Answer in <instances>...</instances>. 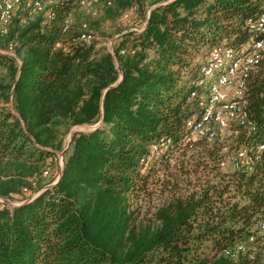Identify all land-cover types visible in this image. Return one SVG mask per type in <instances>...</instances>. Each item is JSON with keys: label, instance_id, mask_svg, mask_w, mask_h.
Listing matches in <instances>:
<instances>
[{"label": "trees", "instance_id": "trees-1", "mask_svg": "<svg viewBox=\"0 0 264 264\" xmlns=\"http://www.w3.org/2000/svg\"><path fill=\"white\" fill-rule=\"evenodd\" d=\"M149 1L143 30L121 34L113 51L95 40L80 42L85 31L76 23L64 31L71 1L54 5L51 20L39 14L24 23L21 13L10 35L0 36L18 43L21 60L0 54L7 68L0 196L33 189L31 179L50 159L49 177L57 179L56 159L64 151L56 185L19 206L0 202V264H233L225 250L251 236L261 261L264 152L248 173L221 169L217 142L179 145L183 161L169 194L145 212L133 201L149 192L152 169L140 165L149 146L164 136L176 144L184 137L201 59L214 46L248 50L264 37L248 25L264 13V0H114L106 9L138 4L146 18ZM248 99L256 131L238 139L258 146L264 144V58L249 80ZM74 128L85 129L64 149Z\"/></svg>", "mask_w": 264, "mask_h": 264}, {"label": "built area", "instance_id": "built-area-1", "mask_svg": "<svg viewBox=\"0 0 264 264\" xmlns=\"http://www.w3.org/2000/svg\"><path fill=\"white\" fill-rule=\"evenodd\" d=\"M62 1L77 4L86 15L92 18L99 17L104 8L111 7L114 2V0H0V36L7 38L10 35L14 20L21 13L24 23L28 18L39 14H43L46 20L53 19L55 17L53 7ZM125 17H128V13ZM147 17H149V12ZM71 23L72 19L67 18L64 31L69 29ZM248 25L258 36L263 35L264 13L257 20H250ZM93 38L90 33L83 32L79 41L88 45ZM17 46V42L11 41L6 46V51H0V54L16 58L21 64L16 53ZM263 58L264 37L256 38L248 50L238 51L225 43L214 46L208 52L205 61L201 62L199 74L192 82V90L187 102L193 104L194 109L185 121L183 139L176 144L171 137L164 136L151 144L140 160L143 172L154 168L157 161L170 159L179 145L195 146L202 142L211 145L226 136L229 131H234L238 135L243 133L248 137L251 136L256 131V124L249 111L248 84L251 75L258 70ZM2 78L3 73L0 70V90ZM263 152L264 144L255 146L248 140V142L239 144L235 150L221 154L218 164L224 170L231 168L252 173ZM56 161L60 165L61 172L62 156ZM52 162L53 160L50 159V165ZM51 169L52 166L45 169L41 177H48ZM58 178L50 186L56 184ZM31 182L33 188L38 187L37 177H34ZM258 230L264 233V217L258 224ZM255 244L256 236H251L247 242L225 250L224 255L232 262L247 258L252 262L251 264H264V251L261 254V261L256 262Z\"/></svg>", "mask_w": 264, "mask_h": 264}, {"label": "rangeland", "instance_id": "rangeland-1", "mask_svg": "<svg viewBox=\"0 0 264 264\" xmlns=\"http://www.w3.org/2000/svg\"><path fill=\"white\" fill-rule=\"evenodd\" d=\"M146 18L141 15L139 12V5L135 4L134 6L127 8L126 10H121L115 3L113 9H106L104 8L103 12L97 18H92L86 15L76 4L73 6L71 19L73 23H76L82 26V29L85 32L90 33L96 42H99L101 45L107 46L111 51H113V46L115 44V40L124 32L128 30H140L145 26V22L147 19L148 12L151 10L150 5L151 2L146 3ZM108 12H111L108 15ZM126 13H128V17H125ZM18 18V16L16 17ZM92 40V41H93ZM0 42L3 46H0V51H6V43L5 39L0 38ZM8 45V44H7ZM208 52L205 55V58L201 59L202 62L205 61ZM5 56V55H2ZM1 63V62H0ZM0 65H3L2 63ZM7 79V78H5ZM85 128H74V130H84ZM73 130V129H72ZM238 134L234 131H229L226 133V136H223L217 142L218 146L222 148L221 154L226 152H230L235 150L240 142L238 139ZM72 138V133L69 131L64 138V149H66L69 145V142ZM63 151L58 152V159L61 157V153ZM192 153L189 152V156ZM180 154L176 151L171 155L170 160V167L167 165H162V160L157 161L154 168H152V178L151 183L149 185V192L148 195H143L139 200H134V208L141 206L142 212H145L148 208H153L155 205L161 202L162 198L166 197L169 194L170 186L169 182L170 179L177 178L179 176V169L181 164V158H179ZM64 157V156H63ZM188 159V156H187ZM166 160V159H165ZM183 161V160H182ZM165 162V161H163ZM191 162V161H190ZM189 162V163H190ZM185 164L186 166H190ZM51 167L50 160L48 161L46 167H44L43 171ZM42 171V172H43ZM38 178V187L37 188H30V186H22L20 191L16 194H13L11 197H2L0 196V201L4 202L6 200L10 201L13 205H21L31 199L37 197L39 193L48 186H50L56 178L51 177H41L36 176ZM193 179H197L195 174L191 176ZM199 177V176H198ZM32 180V179H31ZM40 181V182H39ZM31 182V181H30ZM168 182V183H167ZM5 203V202H4ZM257 236H264V233L257 231ZM263 244H260L262 246ZM259 251V246L257 248ZM233 264H246L244 260L239 262H232Z\"/></svg>", "mask_w": 264, "mask_h": 264}, {"label": "water", "instance_id": "water-1", "mask_svg": "<svg viewBox=\"0 0 264 264\" xmlns=\"http://www.w3.org/2000/svg\"><path fill=\"white\" fill-rule=\"evenodd\" d=\"M119 73H120V75H121V79H122V76H123V73H122V71L119 69ZM76 129V128H75ZM76 132V130H71V133H72V136H73V134ZM72 139V138H71ZM70 142H71V140H70ZM69 142V143H70ZM61 156H62V158H63V156H64V151L61 153ZM61 175H62V171L60 172V175H59V178H58V181H59V179L61 178ZM58 181H57V183H58ZM56 183V184H57ZM56 184H54V185H56ZM53 185V186H54ZM53 186H48L47 188H50V187H53ZM47 188H45V189H47ZM34 199V198H33ZM33 199H31V200H33ZM30 200V201H31ZM6 204H8L9 206H12V207H15V206H19V205H13L12 203H10V201H8V200H6V201H4ZM27 202H29V201H27ZM27 202H25V203H27ZM24 204V203H23ZM22 205V204H21Z\"/></svg>", "mask_w": 264, "mask_h": 264}, {"label": "crops", "instance_id": "crops-1", "mask_svg": "<svg viewBox=\"0 0 264 264\" xmlns=\"http://www.w3.org/2000/svg\"><path fill=\"white\" fill-rule=\"evenodd\" d=\"M145 27V26H144ZM4 55V54H1ZM8 55H5V57ZM9 57V56H8ZM1 64V63H0ZM0 70L3 72L4 78H6L7 75V68L5 66L0 65Z\"/></svg>", "mask_w": 264, "mask_h": 264}]
</instances>
